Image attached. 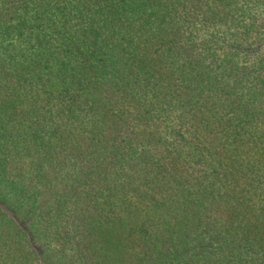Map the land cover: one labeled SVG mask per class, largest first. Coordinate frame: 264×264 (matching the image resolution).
I'll return each mask as SVG.
<instances>
[{"label":"trees","instance_id":"1","mask_svg":"<svg viewBox=\"0 0 264 264\" xmlns=\"http://www.w3.org/2000/svg\"><path fill=\"white\" fill-rule=\"evenodd\" d=\"M0 264H264V0H0Z\"/></svg>","mask_w":264,"mask_h":264}]
</instances>
